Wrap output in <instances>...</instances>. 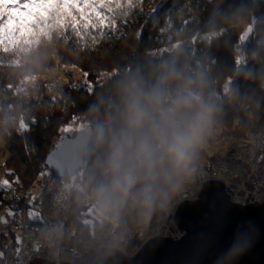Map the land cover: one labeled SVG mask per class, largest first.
<instances>
[{
  "label": "trees",
  "instance_id": "obj_1",
  "mask_svg": "<svg viewBox=\"0 0 264 264\" xmlns=\"http://www.w3.org/2000/svg\"><path fill=\"white\" fill-rule=\"evenodd\" d=\"M134 5L127 26L118 24L107 39L97 36L92 40L84 34L77 40L66 35L61 21L53 16L43 27L38 26L27 42L0 51V151L9 152L3 165L19 178V183L14 182L19 190L40 183L46 157L56 146L54 137L60 135L61 127L82 122L97 124L107 132L103 121L115 112L118 99L114 83L137 74L150 78L162 64H175L186 71L211 70L220 106L213 131L218 138L250 135L264 124V0H134ZM153 9L160 10L154 13ZM240 16L258 22L238 48ZM145 24L143 35L138 36ZM29 63L36 66L35 71H25ZM59 66L76 68L93 82L95 91L90 94L79 79L57 86L54 94H41L39 88L44 84L37 94L27 88L28 82L39 78L40 83ZM33 119L31 130L22 131L21 123L27 125ZM203 152L207 153L206 149ZM100 155L95 150L85 160L83 173L77 177L82 185ZM19 198H13V206L31 207L29 197ZM87 208L76 204L74 228L67 241L88 240L101 224L113 225L121 233L140 224L151 229L163 213L156 210L145 219L141 210L130 204L118 220L96 223L90 229L82 222Z\"/></svg>",
  "mask_w": 264,
  "mask_h": 264
},
{
  "label": "clouds",
  "instance_id": "obj_2",
  "mask_svg": "<svg viewBox=\"0 0 264 264\" xmlns=\"http://www.w3.org/2000/svg\"><path fill=\"white\" fill-rule=\"evenodd\" d=\"M247 28V19L239 17ZM255 58V57H254ZM30 63L25 71H35ZM210 69L162 64L150 78L114 83L115 112L94 140L101 153L79 192L101 222L118 220L130 204L145 219L168 207L197 172L220 112Z\"/></svg>",
  "mask_w": 264,
  "mask_h": 264
},
{
  "label": "water",
  "instance_id": "obj_3",
  "mask_svg": "<svg viewBox=\"0 0 264 264\" xmlns=\"http://www.w3.org/2000/svg\"><path fill=\"white\" fill-rule=\"evenodd\" d=\"M99 131L97 124L69 131L56 144L59 149L55 146L47 155L45 162L56 153L47 167L65 178L78 172L96 150ZM174 218L185 230L180 239L157 235L132 257L115 248L90 249L61 264H264V201L233 203L224 183L211 179L202 184L197 199L178 204ZM30 264L55 263L34 258Z\"/></svg>",
  "mask_w": 264,
  "mask_h": 264
},
{
  "label": "built area",
  "instance_id": "obj_4",
  "mask_svg": "<svg viewBox=\"0 0 264 264\" xmlns=\"http://www.w3.org/2000/svg\"><path fill=\"white\" fill-rule=\"evenodd\" d=\"M250 136L252 143L246 146L248 148L245 152L225 153L236 142L234 139H225V151H217L209 155L202 153L197 172L182 185L185 190L181 192L177 203L182 200L196 199L202 184L211 179H219V181L224 183L234 202L251 203L263 200L264 124ZM57 179L54 177V181H46L48 184H52L47 186L50 189H46L44 195L47 203L43 205L37 204L33 217L30 218L29 212H25V207L22 206H13L8 209V211H12L14 208L12 216L7 219V223L0 226V264H30L32 259L40 258V252L52 248V255L49 258L53 259V256L60 257V261H56L57 263L72 261L81 254L82 250H90L100 247L99 245L116 247V249L119 248L126 252L129 251L127 245L120 246L119 241L115 244L117 238L119 240V232L115 228L110 230L107 224H101L95 237L84 240L85 242L81 240L67 241V237L71 235L74 228L73 214L69 210V205L75 201V198H79L80 191L73 187L70 188L66 179ZM254 186H262V188L261 190H254L252 188ZM53 189L56 191H52ZM20 193L23 194L24 192L21 191ZM54 201L58 202V204ZM175 208L176 205L167 207L165 218V221H170L173 230L171 232H162V225L158 233L180 238L183 232L176 227L175 218L172 217ZM15 230L22 233V239L19 243L17 242ZM129 232L127 231L126 235ZM136 232L134 231L131 241L136 242L131 253L136 252L140 248L141 236L136 235ZM78 241L81 242L75 244Z\"/></svg>",
  "mask_w": 264,
  "mask_h": 264
},
{
  "label": "snow or ice",
  "instance_id": "obj_5",
  "mask_svg": "<svg viewBox=\"0 0 264 264\" xmlns=\"http://www.w3.org/2000/svg\"><path fill=\"white\" fill-rule=\"evenodd\" d=\"M134 6V0H0V51H7L10 47L27 42L37 27H43L44 22L53 16L61 21L66 29V35L70 33L77 40L84 34H88L92 40H96L97 36L100 39H107L117 31L118 24L127 26ZM159 10L153 9V12ZM144 27H147V24L142 26L138 36L143 35ZM85 83L87 91L93 93L96 86L87 81ZM55 100L54 97V103ZM33 123L35 119L27 125L22 122L21 130L30 131ZM61 130L71 131L69 127ZM56 147L59 149L60 145ZM55 155L56 153L49 155L46 162L48 165H51L50 161ZM47 174L50 173L41 172L40 175ZM14 182L19 183V178L17 177ZM0 188L10 190L11 183L7 180L0 181ZM31 203L32 200L29 201L30 205ZM34 213L30 208L29 215L32 216ZM11 214L10 212L9 215ZM0 222L6 224L7 220L0 218ZM17 242H20L19 237Z\"/></svg>",
  "mask_w": 264,
  "mask_h": 264
},
{
  "label": "rangeland",
  "instance_id": "obj_6",
  "mask_svg": "<svg viewBox=\"0 0 264 264\" xmlns=\"http://www.w3.org/2000/svg\"><path fill=\"white\" fill-rule=\"evenodd\" d=\"M257 22H258L257 19L256 20L252 19L251 21L247 20V28H245L242 25V30H241V34H240V43H239L238 48H240L241 45L248 40V38H249V36H250V34H251L252 30L254 29V26H255V24ZM239 55H240V53L238 51L237 52V57ZM76 79H79L85 85H86V83H85L86 81L89 82L86 78H84V76L81 75V73L76 68H73V67H60V66L59 67H53L49 71V73L46 75V77L41 78V80H40L41 82L40 83L38 81L39 78H38V80H37V78H35L34 80H31L30 82L27 83V85H28L27 88L31 89V90H35V94H37L38 91H39L38 88L40 87V84H44L43 87L41 86V90H42L41 94L44 93V92L48 93V94H54V93H56L58 91V87L57 86L60 87V86L66 84L68 82H71V80H76ZM89 83H91L93 85V82H89ZM54 84H56V87L54 86ZM45 85H46V87H45ZM18 93H20V92L18 91ZM87 126H88V124H82V122H80L79 124H75V125L69 124V125L63 126V127H61V129L64 128V127H69L71 130H80V129H82L84 127H87ZM61 129H60V135L54 137V140L56 139V144L69 132V131H67L63 136H61V134L64 133V131H62ZM212 136H213L212 137L213 138L212 143L211 144L208 143V145L206 147V152H207L206 154H208V155L213 153V152L223 151V144H224L225 139H226L225 138L223 140V138H218L217 135L214 134V132H213ZM229 139H234L236 141L234 144L238 148L246 147V146H248V145H250L252 143V138H251L250 135H246L245 137L244 136H238V137L229 138ZM0 147L3 148V143H1V140H0ZM241 149H243V148H241ZM202 153H204V152H202ZM8 157H9V152L6 149H3V150L0 151V172L2 174L4 173V170L7 172V174H3V175L1 174L0 175V181L7 180L10 183H12V181H10L8 179V176H10L11 179H15L14 174H12V173L10 174V172H9L10 170L6 169V166L3 165V163L5 162V160ZM45 164H46V162H45ZM53 173H54V171H53ZM82 173H83V169L81 168V170H79V172L71 175L68 178L59 176L56 173H54V175L58 176L59 177L58 179H62V178L66 179L67 185H69L70 188L73 187L74 189H77V190L81 191L82 184H81L80 180L77 179V177L78 176L81 177ZM49 185H52V184H44L42 182H40L38 184L37 183L33 184V188H31L30 191H27L26 193L24 192L23 194L20 193L21 190H19L18 187L16 188L17 192H15L14 187H12L10 193H11L12 196L17 195L18 197H23V198L29 197L30 200H32L30 208H31V210H33L35 212L36 202L37 201H41L43 199V196L45 195L46 189H48V190L50 189V188L47 187ZM64 187H66V186H64ZM64 187H62V188H64ZM56 188H57V186H56ZM58 189H60V188H58ZM180 189L181 190H185V188H183V186H181ZM52 191H56V190L53 189ZM180 191H177V194H175L172 197V200L170 201V204L168 205V208L169 207H174V205H177V204L180 203V202L177 203L178 200L175 198L176 195H178V196L181 195ZM225 192H226V194L229 195L227 189H225ZM2 195H6V193H2ZM229 197H230V195H229ZM14 206H18V205H14ZM12 207H13V205H11V206H9V207H7L5 209H11ZM30 208H28V209H30ZM5 209L0 207V213L3 214L6 211ZM175 209L173 210L174 212L172 214H175V211H176ZM83 216L84 217H83L82 222H83L84 226H88L90 229H93L94 226L96 225V223H101V220L98 218V214L96 213V211L92 207L88 206V208L85 210ZM29 217L31 218V217H33V215L32 216L29 215ZM165 218H166V208L163 209L162 215L160 216L159 220L157 221L156 225L153 228H151V229L149 228L148 229L147 224H146V226L144 228H142L141 226L145 225V224H140L138 227H136L137 228V232L135 234L141 236L140 244L148 241L151 238H154L155 236L157 237V235L163 236V237H171V239H175V240L178 239V238H175L174 236H171V235H164L162 233H158V231H160L161 228H162V225H163V223L165 221ZM176 224H177V222H176ZM3 225H5V223L0 222V226H3ZM176 227L180 228L178 224L176 225ZM136 228H133V229H136ZM98 229H97V231H98ZM97 231L93 234L94 237H95ZM15 232L17 233V237H19L20 240H21L22 239V233L20 231H18V230H15ZM126 232H127V230L124 231V233H126ZM182 232H183V235H184L185 234V230L182 231ZM132 239H133V235H129V234L126 235V238H125L126 241L130 242V241H132ZM76 240L84 241V239L83 240L82 239H76ZM80 242L78 241L75 244H78ZM99 246L103 247L102 245H99ZM104 248H112V247H104ZM114 248L116 249V247H114Z\"/></svg>",
  "mask_w": 264,
  "mask_h": 264
},
{
  "label": "bare ground",
  "instance_id": "obj_7",
  "mask_svg": "<svg viewBox=\"0 0 264 264\" xmlns=\"http://www.w3.org/2000/svg\"><path fill=\"white\" fill-rule=\"evenodd\" d=\"M226 138V137H225ZM225 138H223V140L225 139ZM226 139H229V138H226ZM232 148L228 151V152H225V153H238V152H245L246 151V149L248 148V147H246V148H244V147H240V148H238V147H236L235 146V144L233 143L232 144ZM241 148H244V149H241ZM226 150V147H225V145L223 144V151H225ZM222 152V151H221ZM240 155V154H239ZM85 162V161H84ZM84 164V163H83ZM83 166V165H82ZM82 166H81V168H82ZM80 168V169H81ZM79 169V170H80ZM44 172L45 173H50V174H47V175H44V176H42V178H41V180H40V182H42V183H44V184H48L46 181H54V177L55 178H59L58 176H56V175H54V173H53V171L51 170V169H49L48 167H46V169H44ZM79 172V171H78ZM13 173V172H12ZM77 173V172H76ZM2 173L0 172V175H1ZM3 174H7V172L4 170V173ZM2 174V175H3ZM227 178H229V177H227ZM8 179L10 180V181H12V183H11V189H12V187H14V189H15V192H17V190H16V188L18 187L15 183H14V180L13 179H11L10 178V176H8ZM217 180H219V179H217ZM221 182V181H220ZM13 185V186H12ZM202 187V186H201ZM33 188V187H32ZM254 190H261V188H262V186H254V187H252ZM11 189L10 190H4V189H2V193H6L8 196H4V195H2L1 194V196H0V207H2V208H7V207H9V206H11V205H13V198H17V199H20L17 195H15V196H12L11 195V193H10V191H11ZM30 189L31 188H28L26 191H24L23 190V192H27V191H30ZM201 189V188H200ZM224 189H226V186L224 185ZM181 190V189H180ZM179 190V191H180ZM184 190H181L180 192H183ZM177 194V193H176ZM199 195V194H198ZM12 196V197H11ZM229 196V195H228ZM5 197H6V199H5ZM175 198L178 200L179 199V196L178 195H176L175 196ZM198 198V196L196 197V199ZM172 200V199H171ZM230 200L233 202V203H237V202H234L231 198H230ZM183 201V200H182ZM181 201V202H182ZM189 201H192V200H189ZM264 201V199L263 200H261L260 202H257V203H261V202H263ZM56 204H58V202H56V201H54ZM180 202V203H181ZM47 203V199H44V196H43V199L41 200V201H37L36 202V205L37 204H41V205H43V204H46ZM77 203H79V198H75V201L72 203V204H70L69 205V210L71 211V213L73 214L74 212H75V207H76V204ZM239 204H241L242 206L243 205H245V204H249V203H241V202H238ZM170 204V203H169ZM178 206V204L176 205V207ZM42 208V207H41ZM177 209V208H176ZM175 209V210H176ZM6 211L3 213V214H1L0 213V218H3V219H8L9 217H11L12 216V214L11 215H9V213L11 212H13V210H14V208H13V210L12 211H8V209H5ZM24 211L25 212H29V209L26 207V208H24ZM174 215L175 214H173L172 215V217H174ZM73 220H74V218H73ZM176 221V220H175ZM109 226V229L110 230H112V229H114L115 228V226H113V225H108ZM146 226V224L145 225H142L141 227L142 228H144ZM173 226L171 225V223H170V221L169 220H167V221H165L164 222V224H163V229H162V232H164V231H168V232H171L172 230H173V228H172ZM180 227V226H179ZM112 228V229H111ZM180 229L182 230V228L180 227ZM127 231H130L129 232V235H133L134 234V231H137V228L136 229H133V228H129V229H127ZM182 231H184V230H182ZM119 235H120V237H119V240H118V238H117V240L115 241V244L118 242L119 243V245L120 246H125V245H127L128 246V248H129V251H123V250H121V249H119V248H117V250H119L122 254H124L125 256H128V257H132V256H135L136 254H137V252H138V250L139 249H141L142 247H143V245L147 242H144V243H142V244H140V248L136 251V252H133V253H131L132 251V248H133V246L135 245V243L136 242H128V241H126L125 240V235H126V233H121V232H119ZM93 237V236H92ZM91 237V238H92ZM152 239H154V238H152ZM178 239H180V238H178ZM173 240H175V239H173ZM85 242V241H84ZM140 243V242H139ZM97 248H100V247H95V248H92V249H97ZM53 249V248H52ZM52 249H47L46 251H42V252H40V258H43V259H47V260H49V261H52V262H54L55 264H61V263H66V262H61V263H57L56 261H60V257H58V256H53L52 258L53 259H50L49 257L52 255ZM90 250L88 249V250H82L81 251V254L79 255V256H77V257H81V256H83L84 255V253H88ZM62 260V259H61ZM74 261V259L72 260V261H67V262H73Z\"/></svg>",
  "mask_w": 264,
  "mask_h": 264
}]
</instances>
